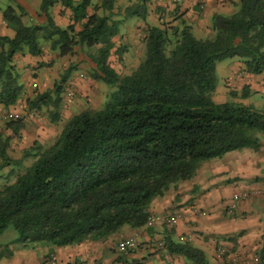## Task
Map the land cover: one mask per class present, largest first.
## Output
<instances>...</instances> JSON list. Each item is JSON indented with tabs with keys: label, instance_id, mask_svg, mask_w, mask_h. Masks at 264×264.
Instances as JSON below:
<instances>
[{
	"label": "trees",
	"instance_id": "obj_1",
	"mask_svg": "<svg viewBox=\"0 0 264 264\" xmlns=\"http://www.w3.org/2000/svg\"><path fill=\"white\" fill-rule=\"evenodd\" d=\"M95 1L39 0L37 13L43 21L28 25L21 21V6L7 5L1 11L14 32L0 36L3 108L16 105L23 89L12 65L14 53L25 49L39 55L44 44L57 56L92 48L87 55L94 65L91 77L111 88L100 108L71 115L50 145L34 141L22 154L32 157L31 163L0 185V233L12 227L16 236L11 243L58 247L104 240L122 226L140 227L153 198L190 179L203 161L247 147L256 150L258 139L250 131L264 134V109L215 102L208 94L215 86L217 61L236 57L242 73L264 70V0H236L231 14L211 16V37H194L178 16L146 24L143 57L128 74L108 64L118 31L111 11L114 0ZM58 3L71 12L64 27L51 16ZM125 12L135 14L137 8ZM70 69L51 89L26 97L27 108H45L49 122H56ZM248 93L241 87V98ZM4 127L16 133L22 120L6 121ZM1 136L0 168L17 165L20 161L6 154L7 136ZM165 246L192 264H206L202 251L189 243L169 239ZM259 260L264 264V244Z\"/></svg>",
	"mask_w": 264,
	"mask_h": 264
},
{
	"label": "crops",
	"instance_id": "obj_2",
	"mask_svg": "<svg viewBox=\"0 0 264 264\" xmlns=\"http://www.w3.org/2000/svg\"><path fill=\"white\" fill-rule=\"evenodd\" d=\"M235 4L236 0H114L111 11L112 17L118 20V31L112 37L113 48L108 64L119 74H128L136 67L146 24L156 25L178 16L190 26L194 37H211V16L229 15L235 10ZM16 5L24 10L23 24L43 21L37 13L39 3L35 5L29 0ZM132 6L137 8V12L127 14L125 9ZM2 9L0 36L12 37L13 30L1 18ZM51 16L56 25L64 27L70 22L71 12L58 3L51 8ZM75 26L78 27L77 24ZM79 57L86 69L94 68L89 60H84L85 57ZM62 58L46 44L41 45L39 55H30L25 49L14 53L12 65L23 84L21 96L31 97L34 92L50 87L48 73L52 79L57 76L56 72L52 77V67L62 63ZM38 62L48 64L38 67ZM241 67L239 58H226L215 63V74L219 73L236 89L246 86L248 96L251 91L264 89V70L253 75L242 73ZM70 78L66 79L63 89L72 84L77 93L89 95L93 86H97L95 80L85 86L76 78L71 83ZM90 85L91 89L88 88ZM66 99L63 97L61 100L63 104L59 110L65 121L81 111L71 113L75 102ZM11 108H16V105L8 107ZM5 109L0 104V111ZM259 142V149L228 151L220 157L201 162L190 179L170 186L161 196L151 200L148 207L150 219L140 227L122 226L104 240H85L58 247L45 243L24 247L11 243L12 240L0 242V264H43L50 254H54L57 264H192L185 256L166 248L165 242L169 239L200 249L206 264H262L259 253L264 244V197L240 201L234 198L239 189L264 185V137H260ZM170 216L175 217L171 223L168 221ZM128 237L136 240L135 248L127 254L117 253L116 242ZM220 247L225 248L222 254L219 253Z\"/></svg>",
	"mask_w": 264,
	"mask_h": 264
},
{
	"label": "rangeland",
	"instance_id": "obj_3",
	"mask_svg": "<svg viewBox=\"0 0 264 264\" xmlns=\"http://www.w3.org/2000/svg\"><path fill=\"white\" fill-rule=\"evenodd\" d=\"M28 2L29 0H0V9L4 8L7 5L15 6L18 2ZM33 1V4L38 5L39 0H31ZM28 4V3H27ZM195 32V31H194ZM195 35L198 37L199 35L195 33ZM141 50L139 52V59L140 61L144 54V44L140 46ZM84 50V51H83ZM136 53H138L137 48L134 50ZM90 53H93V49H82V50H75L74 52L64 55L63 61L60 64H56L52 67V77L56 74L57 76L52 79L51 74L48 73V79H49V85L50 87H47L45 90L51 89L53 83L55 81L59 80V77L65 71L67 68L71 67L69 70L68 76L66 79L70 78L71 83H73V79H79L78 81L81 82V84H85V86L89 85L91 80H95L97 86H93V91L95 93L87 94H81L77 93L75 91V88L71 84L67 86V88L63 89V84L66 82V80L62 83V91L60 93V102L63 101V97H67L66 100H71V102H75V104L70 109V112H76L79 109L82 110L85 108H100L106 99V94L111 90V88L106 85L104 82L92 78L91 77V69H86L85 63L81 62L79 56L85 57L84 60H89V57L87 58V55ZM126 58H129L126 56ZM131 58V57H130ZM137 61V64H138ZM78 65V66H77ZM77 66V67H76ZM84 67V68H83ZM78 68V69H77ZM82 74L83 77H79V74ZM100 82V83H99ZM91 85L88 87L89 89ZM31 87L30 89H32ZM36 89V87H35ZM216 91V92H215ZM241 91L240 89H236L235 87H231L228 82L224 81V78L218 73L215 74V86L214 89L208 93L210 98L213 101H230V102H237L244 105H250L258 109H264V89L260 88L259 91H251L249 96L247 98H241L239 93ZM33 92V91H32ZM232 93H237L236 95H233ZM26 98L24 96H20L19 99L16 101V108L11 109H5L0 111V135L1 137L7 136V146H6V154L8 157L12 160H19L20 162L17 165H5L0 168V185L4 181H12L14 179V176L17 173H20L23 171V169L28 166L31 161L33 160L32 157H22V154L25 150H27L30 146L33 145L34 141H37L40 143L41 147H46L50 145L56 136L58 135L59 130H61L65 118L61 115V112L59 111L62 107L63 102L59 103L58 108V114L59 118L58 121L53 123L52 125L49 122L48 119V110L45 108H42L41 110H34V109H28L27 105L25 103ZM8 113H11L13 116L8 117ZM65 115V114H64ZM20 118L22 120V131L18 130L16 133H13L6 127H4V123L9 120L18 119ZM64 120V121H63ZM59 122V123H58ZM31 127H34L33 130H31ZM250 135L252 137H255L258 139V148L260 147L259 139L260 137H264V134H261L256 131H250ZM249 148V147H247ZM251 149V148H249ZM253 150V149H251ZM12 169V175L7 177V173ZM7 177V179H6ZM16 231L12 227L6 228L3 232L0 234V242H8L15 238ZM20 244V243H19ZM17 244V246H19ZM15 245V244H10ZM16 247V245L14 246Z\"/></svg>",
	"mask_w": 264,
	"mask_h": 264
},
{
	"label": "built area",
	"instance_id": "obj_4",
	"mask_svg": "<svg viewBox=\"0 0 264 264\" xmlns=\"http://www.w3.org/2000/svg\"><path fill=\"white\" fill-rule=\"evenodd\" d=\"M179 1V0H174ZM79 77H83L82 74H79ZM8 117H12L13 115L11 113H8ZM251 197H264V185H262L259 188H248V189H239L234 193L235 200H246ZM175 217L170 216L168 218V221L171 223L174 220ZM149 217L147 218V221H149ZM146 221V222H147ZM136 240L133 237H128L125 239H120L115 244V250L117 253H123L127 254L130 251H132L135 248ZM225 250L224 247L219 248V253H223ZM43 264H57L56 257L54 254H50L44 261Z\"/></svg>",
	"mask_w": 264,
	"mask_h": 264
}]
</instances>
